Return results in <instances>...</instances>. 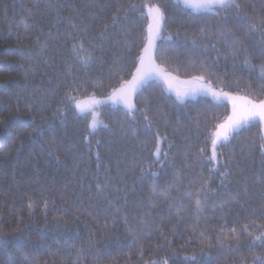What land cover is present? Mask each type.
Here are the masks:
<instances>
[{
    "label": "trees",
    "instance_id": "16d2710c",
    "mask_svg": "<svg viewBox=\"0 0 264 264\" xmlns=\"http://www.w3.org/2000/svg\"><path fill=\"white\" fill-rule=\"evenodd\" d=\"M239 2L241 22L264 16V0ZM146 5L164 12L155 43L166 50L156 58L166 72L190 80L199 74L193 65L205 62L217 90L260 94L259 33L248 35L233 14H197L180 0H0V264L264 259V248L241 230L245 224L254 235L264 230L263 124L217 144L211 161L212 134L232 112L227 100L201 95L181 102L153 81L138 90L134 110L95 105L100 123L93 131L91 114L67 99L105 100L131 79L147 45ZM225 27L248 48L251 75L243 55L232 59ZM80 41L84 47L74 55ZM157 140L162 158L153 165ZM105 176L108 186L99 192Z\"/></svg>",
    "mask_w": 264,
    "mask_h": 264
},
{
    "label": "snow or ice",
    "instance_id": "6c2138e0",
    "mask_svg": "<svg viewBox=\"0 0 264 264\" xmlns=\"http://www.w3.org/2000/svg\"><path fill=\"white\" fill-rule=\"evenodd\" d=\"M180 2L186 7L191 9L197 14L213 13L216 16L226 17L228 14H233L238 18L237 26L246 29L248 35L254 36L259 33V51L264 56V16L260 17L258 21L254 22H241L246 18L242 16V7L239 0H180ZM130 8H135L136 5H129ZM146 7V15L150 19V23L147 28V45L143 48V53L138 56L135 67V72L132 74L130 80H122L119 87L114 89L109 99L114 103H123L130 111L135 109V105L132 102L133 96L138 90L144 89L153 81H159L169 91H175L176 96L181 102L186 98H194L197 95H211L213 99L218 102L221 100H228L232 105L231 115L227 116L224 123L217 126L216 131L212 134L211 145L212 154L211 161H216V147L217 144L221 146L228 143L234 134L239 133L242 129L249 127L254 123L264 124V64L259 65L258 72H256V78L261 84V90L259 95L246 94L244 96L231 95L228 91H224L223 87L219 90L213 87L211 79L216 75L212 64L200 62L198 67L193 65L199 74L193 75L190 80L179 81L177 77L172 76L166 72L164 68L160 67L156 63V58L159 56L161 59L165 58V49L163 47L157 48L155 41L162 39L160 36L161 29L164 24V12L159 5H151ZM117 17H113V23H117ZM221 36L228 42L231 49L230 55L235 61L240 56H244L243 65L249 69L251 75L256 71V66L252 65L250 59L247 56L248 48L244 45L243 41L236 38L232 29L225 27L221 31ZM171 39V37H168ZM84 47L83 41L73 43L72 52L77 54ZM78 58V57H77ZM79 59V58H78ZM91 57H89V61ZM85 65L87 62H84ZM215 63V62H213ZM185 85V87H177V85ZM239 91V88H237ZM67 99L72 103L75 109L80 114H91L92 119L89 123V127L94 131L99 126V121L96 119L95 105L100 103L95 99L94 94L87 100H81L76 96L68 95ZM29 108L31 105L28 106ZM106 127V125H105ZM98 143V142H97ZM203 151V149H201ZM155 161L153 165L161 161V151L159 148V141L153 153ZM168 154L165 152L163 158L167 159ZM97 160L99 161V153H97ZM153 165H149V170ZM100 165L97 164V169ZM226 167V166H225ZM153 176L158 175L152 173ZM226 176L227 172L221 173ZM105 184H97L96 188L99 192H103L108 186V177L105 176ZM155 190V189H154ZM203 191V189H202ZM166 194V193H165ZM126 202V201H125ZM195 205L199 209L202 201L199 198L195 199ZM31 207V204L29 205ZM47 207V204H45ZM118 211V209H116ZM255 215V210H252ZM260 218L264 219V208L260 210ZM252 225H255V220L252 221ZM264 229V225L259 226ZM135 231V229H130ZM244 233L253 237V245L264 248V230L259 235H254L248 232V225L245 224L242 229ZM233 239L237 238V230L235 227L229 229ZM257 242H259L257 244ZM194 259V258H193ZM152 264H156L155 261ZM161 264H167V260L161 262ZM257 264H264V259L258 260Z\"/></svg>",
    "mask_w": 264,
    "mask_h": 264
},
{
    "label": "rangeland",
    "instance_id": "374dc122",
    "mask_svg": "<svg viewBox=\"0 0 264 264\" xmlns=\"http://www.w3.org/2000/svg\"><path fill=\"white\" fill-rule=\"evenodd\" d=\"M161 31H162V29H161ZM160 36H161V32H160ZM171 74V73H170ZM172 75V74H171ZM173 76V75H172ZM179 80V79H178ZM179 81H182V80H179ZM185 81H187V80H185ZM177 87H185V85H180V84H178L177 85ZM138 92V91H137ZM137 92H136V94H137ZM175 95H176V93H175V91H172ZM136 94L133 96V98H132V102H133V104L135 105V102H134V99H135V96H136ZM199 96H201V95H197V96H195L194 98H196V97H199ZM238 96V95H237ZM110 97V96H109ZM109 97L107 98V99H105V100H99L100 101V103H99V105H101V104H103V103H114V102H112L110 99H109ZM186 99H191V98H186ZM228 101V100H227ZM230 102V101H229ZM114 104H121V105H124L123 103H114ZM125 106V105H124ZM263 128H264V124H263Z\"/></svg>",
    "mask_w": 264,
    "mask_h": 264
}]
</instances>
